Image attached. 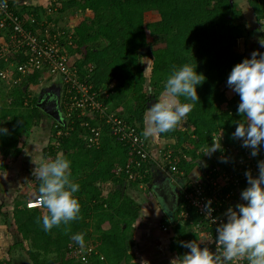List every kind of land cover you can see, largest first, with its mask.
I'll list each match as a JSON object with an SVG mask.
<instances>
[{
  "label": "trees",
  "instance_id": "16d2710c",
  "mask_svg": "<svg viewBox=\"0 0 264 264\" xmlns=\"http://www.w3.org/2000/svg\"><path fill=\"white\" fill-rule=\"evenodd\" d=\"M247 2L257 20L264 18V0ZM61 3L55 12H63L70 7L78 11L69 35L74 42L65 44L70 50L67 55H76L73 65L77 68V76L84 78L91 66V82L98 89L104 80L101 76L109 74L116 84L104 103L124 98L125 117L130 123H137L141 132L144 130L147 101L162 98L164 82L173 66L188 63L197 66L196 71L205 76V81L196 89L199 102L187 118L174 130L159 135L174 137L173 148L184 152L185 158L179 160V168L184 170L185 180H190L198 169L199 159L205 156L203 149L207 143L211 144L215 134H220L223 143L231 148L237 146L239 138L233 133L237 124L244 123L246 117L237 112L240 97L227 86V77L232 67L250 58L251 53L246 47L238 45L241 25L232 23L237 12L228 0H65ZM55 5L53 1L51 7ZM26 6L19 8L21 13H32L37 22L31 26L24 24L25 28L41 31L49 28L51 33L54 31L47 21L40 20L37 9ZM146 12L155 13L157 20L146 23ZM63 38L64 35L61 36L62 46ZM99 39L102 40L100 47L90 46ZM144 47H148L151 54L138 55ZM144 56L151 59L148 75L144 74V66L140 62ZM5 57V60L0 58V67L9 62H27V55L22 51L7 52ZM41 74L40 71H27L21 84L9 91L8 103L0 105V127L8 129L7 134H0V154H8L15 146L14 139L24 144L41 117H45L53 124V132L61 133L56 145L44 146L42 158L54 159L60 154L71 161V179L80 185L75 196L81 210L79 220L44 232L37 223L40 211L25 205L27 200L38 194L40 181L32 176V190L22 188L18 191L13 199L15 207L12 211L17 232L29 242L26 253L30 261L32 264H81L68 258L65 249L70 244H76L70 236L82 232L85 234V245H92L104 257L100 261L93 256V264L147 263L148 256L144 257L145 263L141 260L142 247L129 249L135 233L133 223L140 217L141 209L137 200L125 193V189L127 186L134 188L138 182L126 180L124 173L115 174L116 166L124 165L129 159V151L106 134H103L99 148L89 147L81 136L82 129L75 117L70 128L69 122L63 126L42 113L35 106L36 97L25 103L28 86L39 81ZM60 82L59 102H62L64 88L61 79ZM6 86L1 85L0 88ZM227 89L233 91L231 97L226 93ZM180 99L185 102L182 97ZM225 103L227 106L221 107ZM182 123L187 126L186 129H181ZM19 150L16 146L13 153L17 154ZM220 151L217 149L211 155ZM5 167L1 166L2 169ZM107 183L110 187L105 185ZM247 186L244 184L242 190ZM3 206L0 202V215L6 217L8 212L3 211ZM178 211L177 206L173 211V233H170L171 239H167L166 251L172 256L170 259L181 256L187 249L181 246L182 241L196 240L188 222L178 223ZM48 254L53 256L46 258ZM0 264H10V260L0 259Z\"/></svg>",
  "mask_w": 264,
  "mask_h": 264
},
{
  "label": "built area",
  "instance_id": "2783aa9c",
  "mask_svg": "<svg viewBox=\"0 0 264 264\" xmlns=\"http://www.w3.org/2000/svg\"><path fill=\"white\" fill-rule=\"evenodd\" d=\"M51 4L52 2H49L46 5L45 13L56 11L55 6L51 7ZM6 5L5 8H0V58L5 60L7 52L22 51L27 55V62H9L0 67V82L10 87L18 86L22 76L30 70L59 77L64 88L60 107L63 117L70 124L69 127L72 128L74 117L79 120L81 136L89 147L99 148L103 134L111 136L125 146L130 153L129 159L124 165L116 166L115 174L124 173L128 181L142 180L149 172L150 166H156L159 171L171 176L180 190L177 217L182 222L189 223L198 242L200 239L204 240L200 244L201 247L207 246L214 250L216 226L226 221L224 213L229 206L244 203L241 200V192L242 186L247 184L245 172L249 171L253 177L258 176V162L264 161V147H260L257 155L252 156L251 149L242 146L241 138L237 146L231 148L223 143L220 134H215L213 137H219L222 141L218 148L221 151L216 153L214 158L211 156L212 161L207 165L198 164V169L190 180H185L184 170L179 168V160L185 158L180 148L159 145L152 152L149 140L143 136L137 123H130L119 113L109 112L107 104L98 101V89H95L91 82V68H88L84 78L77 76L73 60L61 45L64 30L54 28L51 33L49 28H43L42 31L25 28L24 24L31 26L37 22L32 13H21L16 2L6 0ZM186 128V125L181 124V129ZM209 200L212 212L207 216L205 204ZM25 205L27 208L42 207L37 203L36 196L27 200ZM168 228L169 226H162L161 229L166 231ZM65 250L72 260L81 264H93V256L100 261L104 259L92 245H84L81 248L77 244H70ZM187 251L188 249H185L182 254ZM237 264L247 262L241 260Z\"/></svg>",
  "mask_w": 264,
  "mask_h": 264
},
{
  "label": "clouds",
  "instance_id": "9594fccd",
  "mask_svg": "<svg viewBox=\"0 0 264 264\" xmlns=\"http://www.w3.org/2000/svg\"><path fill=\"white\" fill-rule=\"evenodd\" d=\"M6 0H0V8H5ZM259 43L264 47V39ZM197 66L185 63L173 66L164 82L161 99L146 108L143 136L158 137L175 129L187 118L199 102L197 86L205 81V76L196 71ZM227 86L240 97L237 112L246 117L239 122L233 136L242 139V146L251 149L256 156L264 147V53L253 51L250 58L235 64L227 77ZM185 102H181L180 98ZM6 127H0V134H7ZM220 144L213 143L205 154L215 152ZM32 176L40 181L37 203L46 213L37 217V223L44 232H50L60 225L80 219L81 206L75 196L80 185L71 179V161L58 154L54 159L35 163ZM259 173L253 177L245 172L248 186L241 192V200L229 206L224 215L226 221L217 224L214 240L215 249L201 247L203 239L182 241L181 246L188 251L171 259L170 264H264V161L258 162ZM211 201H207L206 215L210 216ZM215 220V218H213ZM84 233L77 232L70 239L81 248L85 245Z\"/></svg>",
  "mask_w": 264,
  "mask_h": 264
},
{
  "label": "rangeland",
  "instance_id": "374dc122",
  "mask_svg": "<svg viewBox=\"0 0 264 264\" xmlns=\"http://www.w3.org/2000/svg\"><path fill=\"white\" fill-rule=\"evenodd\" d=\"M58 7H61V1L65 0H56ZM235 8L237 14L235 20L232 23H239L241 25V38L238 39V45L242 47H246V49L252 53L254 50L259 49L260 51L264 50L259 43L260 39H264V18L257 20L255 18V14L253 13L250 4L247 0H228ZM78 11L75 8H66L63 12H53L48 16L51 18L52 22L50 23L53 28L57 30H64V49H67L65 44L73 43L74 39L70 38V32L72 33L73 23L74 20L77 18L76 16ZM146 23H151L157 20V15L155 13L146 12L144 17ZM69 42V43H68ZM102 40H97L91 47H100ZM72 45V44H71ZM71 53V52H70ZM76 57L75 54H69V58L73 60ZM141 64L144 66V74L148 75L150 69V62L151 59L149 57H141L140 59ZM91 68V66H90ZM91 72V71H90ZM39 81L36 83L30 84L28 86V90L25 94V103H29L30 99L35 97L38 94L39 89L46 90L50 87L49 83L51 80L48 81V78L51 76L41 74ZM104 80L100 82L98 85V101L107 104V108L109 112L119 113L122 116L127 115L126 105L124 103V98H119L112 100L108 103H104V99L109 96L113 90L115 89L116 81L108 76L103 75L101 76ZM1 85L5 83L0 82ZM0 85V86H1ZM54 87V86H53ZM13 87L6 86L5 88H0V105L8 103V93ZM228 96H232L233 91L230 89L226 90ZM2 94V95H1ZM236 94V93H235ZM227 104H222L221 107H226ZM39 124L34 127L35 132H32L26 142L24 144L15 141L16 145L19 147V151L17 154L12 152V148L6 156L0 155V164H5L7 168L5 170H0V202L4 204L3 211L8 212V216L4 217L0 215V259L1 260H10V264H32L30 261L28 254L26 253V249L29 248V242L23 240L20 234L16 230V224L14 217L12 215V211L14 210V202L18 191L20 189H25L26 191H31L32 186V170L35 167L34 163H40L41 161L45 160L42 158V151L45 145H56V139L61 133V131L53 132V124L48 121L45 117H41ZM184 124V123H182ZM185 125V124H184ZM42 137V139H41ZM149 140L150 146L158 147L159 145L171 146L174 147L175 139L174 137H155V138H147ZM213 143L222 144V141L219 137L211 140V144L207 143L205 146V152L209 149L210 145ZM153 144V145H152ZM214 152L205 154L203 158L199 159L203 165H207L210 161H212L211 155ZM211 158V160H209ZM214 158V157H213ZM152 170L159 171L156 166H152V169H149V172L146 176L140 180L134 187L136 190L135 199L143 200L145 196L150 197L152 202H155L153 205L150 206L147 214L148 223H146L149 228L147 229L150 233V238L143 236V233H137L141 229V220L138 218L133 223V231L135 230L134 236L132 238V243H130L129 249H136L138 247L143 248L141 260L145 263L144 257H149V263L145 264H169L172 256L167 254V251L162 252L161 244L164 241L160 239H156L153 236L157 231H161V228L165 224H169L170 222V211L174 207L175 203V195L172 182L167 180L164 183L160 184V174L156 177L152 178ZM164 171H168L164 169ZM159 173V172H158ZM161 173H164L163 171ZM165 175V174H164ZM108 184V183H107ZM107 184H105L107 186ZM142 186V189L139 188ZM108 187V186H107ZM151 203V202H150ZM160 206H157V204ZM18 209H23V207H19ZM176 209V208H175ZM174 209V210H175ZM38 210L41 213L45 212L43 207L39 208ZM163 210V212H162ZM159 215H162L161 220H157ZM178 223H182L181 219L177 217ZM153 234V235H152ZM162 234V233H161ZM165 234V233H163ZM157 236L160 237V233H157ZM167 238V237H166ZM171 237L169 238V240ZM167 242V240H166ZM145 244L151 246V248L145 249ZM159 246V248H157ZM153 248V249H152ZM154 248L158 249L157 251ZM169 255V256H168ZM53 256L52 254L46 255V258Z\"/></svg>",
  "mask_w": 264,
  "mask_h": 264
},
{
  "label": "crops",
  "instance_id": "0c3cea01",
  "mask_svg": "<svg viewBox=\"0 0 264 264\" xmlns=\"http://www.w3.org/2000/svg\"><path fill=\"white\" fill-rule=\"evenodd\" d=\"M9 1H11V2H16L18 5H19V7H22L23 5H27L25 8H31V9H37V11L39 12V14L41 15V21H43L44 20V22L45 21H47L49 24L52 22V20H51V18L48 16V14L47 13H45V8H46V5H48V3L49 2H53V1H55V9H56V11H57V1L56 0H9ZM57 2V3H56ZM25 3V4H24ZM46 15V16H45ZM260 51V50H259ZM49 80H51V82L49 83V85L50 84H53V85H50V87L48 88V91H53V92H55V91H59L60 93H61V89H62V86H61V82H60V79L57 77V76H51L50 78H48V81ZM54 86V87H53ZM50 89V90H49ZM41 125V123H39V126ZM145 121L143 120V128H145ZM35 132V131H34ZM41 139H42V137H41ZM19 143V142H18ZM17 146V145H16ZM15 147V146H14ZM14 147H12V152H13V148ZM10 150H11V148H10ZM9 150V151H10ZM151 150H152V152H154L155 151V146L154 147H152L151 146ZM9 151H8V153H9ZM1 155V154H0ZM2 165H5V164H0V170H2V168H1V166ZM7 168V166L5 167V168H3V170H5ZM150 168L152 169V166H150ZM159 172V173H158ZM152 173H153V175H152V178H154V177H156L157 175H155V174H160V175H158V176H160V178L161 179H165V181H167V180H169V181H171L172 182V185L173 186H175L176 185V182H175V180H173L172 178H171V176H169L168 174H166V173H161V171H155V170H152ZM165 174V175H164ZM160 182H161V180H160ZM125 185V184H124ZM107 186L108 187H110V185L109 184H107ZM136 187V186H135ZM139 188L140 189H142V186H139ZM132 192H134V193H136V190H134V188L133 187H126V189H125V193L127 194V195H129L130 197H132L133 199H135V194L134 193H132ZM135 200H137V199H135ZM137 202L139 203V205H140V217H139V219L141 220V222H143V224H141V229L139 230V232H137V233H143V236H145V237H149L150 238V233H152V231L151 232H148L147 231V229L149 228V226L146 224V223H148V218H147V214H146V212H148L149 211V209H152V208H150V206L151 205H153L155 202H152V199H150V197H148V196H145V199H143V200H137ZM151 202V203H150ZM157 204V203H156ZM157 206H159L158 204H157ZM160 207V206H159ZM41 208V207H40ZM36 209H39V208H36ZM40 211V210H39ZM162 212H163V210H162ZM40 213H41V211H40ZM44 213H46V209H45V212ZM44 213H41V215L42 214H44ZM163 226H169V228L166 230V231H163L162 229H161V231H157V233H160V237H158L157 236V233H155V235L153 236V237H155V238H158V239H162L163 241H164V243L162 242V244H161V246L162 247H160L161 248V250H162V252H165L166 251V246H167V242H166V240L169 238V237H171V234L170 233H173V229H172V226H173V224H171V222H169V224H165V225H163ZM136 233V232H135ZM162 233V234H161ZM163 233H165V234H163ZM153 235V234H152ZM167 237V238H166ZM161 240V241H162ZM168 241V240H167ZM143 247V246H142ZM146 247L147 248H151V246H149L148 244H145V249H146ZM157 248H159V246H157ZM143 249V248H142ZM153 249V248H152ZM154 250L155 251H157L158 249H156V248H154ZM66 251V250H65ZM65 255L68 257V258H70L68 255H67V253L65 252ZM71 259V258H70ZM74 261V260H73Z\"/></svg>",
  "mask_w": 264,
  "mask_h": 264
},
{
  "label": "water",
  "instance_id": "95a60500",
  "mask_svg": "<svg viewBox=\"0 0 264 264\" xmlns=\"http://www.w3.org/2000/svg\"><path fill=\"white\" fill-rule=\"evenodd\" d=\"M258 52L264 53V50L258 51ZM142 54L143 55L151 54V51H150V49L148 47H144V48H141L138 51V55H142ZM47 90L48 89L44 90L46 92L44 97L36 96L35 106L42 113H44L47 116L51 117L54 121H56L60 125H63V126L66 125V120L63 117L62 112H61V107H60V102H59V91L57 90L54 93L53 91H47ZM155 102H156V100L154 98H151L150 100L147 101V107H150ZM198 164L203 166L201 161H198ZM124 186L125 185L122 186V193H123V190H124ZM173 211H170V214H169L171 224L174 223V221H173Z\"/></svg>",
  "mask_w": 264,
  "mask_h": 264
},
{
  "label": "flooded vegetation",
  "instance_id": "af4514ba",
  "mask_svg": "<svg viewBox=\"0 0 264 264\" xmlns=\"http://www.w3.org/2000/svg\"><path fill=\"white\" fill-rule=\"evenodd\" d=\"M257 51H259V49H256ZM48 91V90H47ZM45 91H43V89H39L38 91V94L36 96H41V97H44L45 96ZM55 93V92H54ZM59 95H60V92H59ZM35 96V97H36ZM60 98V97H59ZM165 182V179H161V183H164ZM173 189H174V195H175V203H174V207L171 211H173L175 208H177V204H179V200H180V190H179V187L177 185L173 186Z\"/></svg>",
  "mask_w": 264,
  "mask_h": 264
}]
</instances>
